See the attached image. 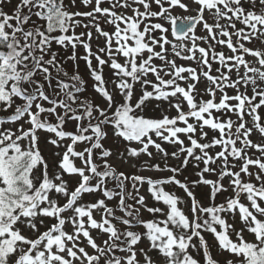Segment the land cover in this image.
<instances>
[{"label":"snow or ice","instance_id":"1","mask_svg":"<svg viewBox=\"0 0 264 264\" xmlns=\"http://www.w3.org/2000/svg\"><path fill=\"white\" fill-rule=\"evenodd\" d=\"M0 264H264V0H0Z\"/></svg>","mask_w":264,"mask_h":264}]
</instances>
